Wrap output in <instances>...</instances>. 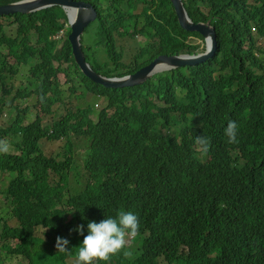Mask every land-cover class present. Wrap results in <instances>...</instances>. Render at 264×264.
I'll use <instances>...</instances> for the list:
<instances>
[{"label": "trees", "instance_id": "trees-1", "mask_svg": "<svg viewBox=\"0 0 264 264\" xmlns=\"http://www.w3.org/2000/svg\"><path fill=\"white\" fill-rule=\"evenodd\" d=\"M75 1L96 10L80 42L102 76L133 74L161 55L204 52V38L179 26L169 0ZM182 1L193 22L214 27L215 53L124 88L80 72L61 7L0 16L14 26L12 35L0 22V140L14 151L0 153V174L10 176L0 190V264L8 253L27 264H75L83 236L73 229L83 225L86 235L89 221L120 210L138 216L139 231L124 249L131 255L122 251L107 264H264V46L257 41L264 42V0ZM28 65L27 86L6 117L4 74ZM59 75L70 94L80 88L103 99L95 120L92 107L62 98L65 113L43 124L63 94ZM17 97L33 103L20 108ZM229 121L238 143L224 135ZM196 136L210 139L207 155L196 151ZM44 140L60 151L45 154ZM56 237L69 241V252L52 248Z\"/></svg>", "mask_w": 264, "mask_h": 264}, {"label": "water", "instance_id": "water-1", "mask_svg": "<svg viewBox=\"0 0 264 264\" xmlns=\"http://www.w3.org/2000/svg\"><path fill=\"white\" fill-rule=\"evenodd\" d=\"M173 6L179 26L189 32H197L205 42V50L199 54L183 55H161L151 61L148 65L141 67L133 74L123 77L108 78L96 73L86 62L81 48V36L84 29L96 19V10L90 3L75 0H19L12 3L0 5V16L15 13L28 14L53 6L61 7L67 17L70 33L68 40L71 45L74 61L80 72L92 82L105 88H124L143 84L156 73L171 70L183 66H193L204 62L212 57L216 50V34L210 22H193L184 7L182 0H169ZM68 10L73 12L72 18Z\"/></svg>", "mask_w": 264, "mask_h": 264}, {"label": "clouds", "instance_id": "clouds-1", "mask_svg": "<svg viewBox=\"0 0 264 264\" xmlns=\"http://www.w3.org/2000/svg\"><path fill=\"white\" fill-rule=\"evenodd\" d=\"M224 135L228 138L229 144L238 143L237 124L234 121L227 123L224 128ZM210 143V139L206 136L195 137V148L201 156L207 155ZM8 151L9 145L7 142L0 140V153H7ZM73 230L83 236L82 242L77 246L75 264H101V262L107 264L113 256L120 254L122 251L125 256L131 255L130 252L124 251V249L128 247L129 238L138 234L139 219L131 211L120 210L114 217L108 216L99 222L89 221L86 235L84 234L83 225H78ZM68 244L67 239L56 237V251L60 253L69 252L67 249Z\"/></svg>", "mask_w": 264, "mask_h": 264}, {"label": "rangeland", "instance_id": "rangeland-1", "mask_svg": "<svg viewBox=\"0 0 264 264\" xmlns=\"http://www.w3.org/2000/svg\"><path fill=\"white\" fill-rule=\"evenodd\" d=\"M0 22H2L3 27H5L6 30H10L11 34L13 35L12 32L14 30V26H10L9 22H7V21L5 22V21L0 20ZM66 26H68V23ZM252 32L256 35L255 30H252ZM61 33L59 35H61ZM139 41H140L141 45L145 44V40H143L142 38L139 39ZM257 41H258V44L264 46V42H262V40L257 39ZM95 58L98 59L97 57H95ZM28 68H29V65L26 66L24 69L21 68V70L19 72L17 71V73L15 75L13 74L12 76H10V73H8V72H6L4 74V82L6 83V87L8 85H11L10 92H8L4 95L5 104L7 106L5 107V109L3 111V115L6 117H9L10 115L15 113L13 109H10L8 107V105L10 104V102H11L12 98L14 97L16 91L19 89H23L24 87L27 86L28 82H27L26 76L30 75ZM58 80H59L60 85L63 86V94H62V96L59 97V99L56 102H51L52 113L50 115H46L45 117H43V124L50 125L51 122L58 119L61 115H63L65 113L64 112L65 103L62 101V98L64 99L65 102H70V104H72L75 108H84L86 106L92 107L93 114L90 118L95 120V113L100 109L101 105L103 104V99L99 98L97 96H94L92 94H88V93L81 94L80 88H78L76 90V94H70L66 90L68 85L64 84L65 79H64L63 75H59ZM76 86L77 87L79 86L78 82H77ZM29 89H31V88H29ZM32 103H33V97H29L27 99L17 97V99L14 102V105H17L20 108H23L25 105H28L30 107ZM32 113L33 112L30 109L28 112V117L30 119L33 117ZM1 125H2V123H0V126ZM42 146L44 148L45 154H53L54 155L56 152L60 151V149H58V143L54 142V141H45L44 140V141H42ZM9 151L14 152L12 149H9ZM9 177L10 176H7V175L5 176V175L0 174V190H1V187H3L5 185L6 179H9ZM72 178H73V175H72ZM69 185L74 186V187L70 188L71 190H74V191H78V190L83 188L82 186H80V185L77 186L76 184L74 185L73 183H70ZM4 202H5V200L3 198V195H0V217L5 216L6 208L4 206ZM51 239L52 238H48L47 242L51 243ZM130 240H131V238H129V241ZM54 243H55V239L52 242V244H53L52 248H55ZM14 245H15L14 241L10 243V247H11L10 250L14 249ZM131 252L136 253L135 246H131ZM6 255H7V258L5 261L6 264H27V260L26 259L24 260L20 256L12 255V253H11V255H10V253H8ZM73 262H74L73 258H69L67 261L68 264H73Z\"/></svg>", "mask_w": 264, "mask_h": 264}, {"label": "bare ground", "instance_id": "bare-ground-1", "mask_svg": "<svg viewBox=\"0 0 264 264\" xmlns=\"http://www.w3.org/2000/svg\"><path fill=\"white\" fill-rule=\"evenodd\" d=\"M68 14H69L70 18H72L73 12L71 10H68Z\"/></svg>", "mask_w": 264, "mask_h": 264}]
</instances>
